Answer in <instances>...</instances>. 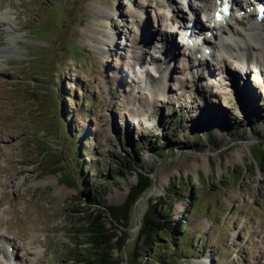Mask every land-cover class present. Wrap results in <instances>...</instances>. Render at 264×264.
I'll return each instance as SVG.
<instances>
[{
  "label": "rangeland",
  "instance_id": "obj_1",
  "mask_svg": "<svg viewBox=\"0 0 264 264\" xmlns=\"http://www.w3.org/2000/svg\"><path fill=\"white\" fill-rule=\"evenodd\" d=\"M208 1L0 0V239L12 246L0 241V264L92 259L79 229L86 209L126 201L136 183L117 165L126 151L153 184L112 257L125 264L147 200L171 189L193 250L170 264H264V168L253 157L262 156L264 70L233 58L193 66L178 54L159 83L164 72L135 67L148 64L159 27L178 28ZM81 185L97 190L95 202ZM103 221L115 225L105 211Z\"/></svg>",
  "mask_w": 264,
  "mask_h": 264
},
{
  "label": "trees",
  "instance_id": "obj_2",
  "mask_svg": "<svg viewBox=\"0 0 264 264\" xmlns=\"http://www.w3.org/2000/svg\"><path fill=\"white\" fill-rule=\"evenodd\" d=\"M260 151L262 152L260 160L254 153L253 157L258 162V167L263 169L264 139L260 145ZM126 152L127 156L130 157L131 152ZM135 152L137 156L141 154L138 148H135ZM162 152H164V149ZM127 156L117 160L118 168H121L123 172L130 171L136 175V183L130 187L126 201L119 205H106L102 209H86L85 211V216L83 217L85 222L79 229L81 232L78 235L81 233L86 236V243L90 246L92 259L87 260L86 264H122L120 257L111 256L112 249L115 244L124 246L128 237L133 206L153 184L152 172L144 171L139 167L138 161H140V158L138 157L137 160L129 162ZM79 188H85L90 191L91 199L89 201L95 202V196L98 195L96 189L82 187V185ZM99 190V195L106 193L105 187H100ZM171 192L175 194V191L168 189L162 196L147 200L139 230L133 239V247L125 256V264H154V262L170 264V262L176 261V258L181 256H179L180 251L189 248L192 252V246L185 243L188 235L184 231V222L174 219L172 202H169L173 197L170 194ZM186 192L190 196L193 195L189 189ZM104 211L110 215L115 223L110 228L104 225ZM181 213L186 217L188 209H184ZM117 229L120 231L119 234L116 231ZM113 239H115V243H112ZM171 248L172 253L170 252Z\"/></svg>",
  "mask_w": 264,
  "mask_h": 264
},
{
  "label": "bare ground",
  "instance_id": "obj_3",
  "mask_svg": "<svg viewBox=\"0 0 264 264\" xmlns=\"http://www.w3.org/2000/svg\"><path fill=\"white\" fill-rule=\"evenodd\" d=\"M208 4L209 3H205L204 8ZM139 7H140V10H142L141 8H143V6L140 5ZM1 9L2 8L0 5V10ZM1 18L4 19V16H1ZM195 18H198V12H197V15L195 14ZM4 20L6 22V19H4ZM5 22H4V25H5ZM263 26L260 22H257L253 16H249V19L244 24V26H241V29L232 28L228 34L226 33L227 34L226 36H229L231 41H227V44L225 45V47L230 49V50L232 49V51L229 52V55L227 56V58H229V59L233 58L234 60L239 61V64H240L239 68L240 69H244L245 65H244L243 60L246 59L250 65V67H248V65H246V68H245L246 70H248V69H251L253 71H260V69H262V71L264 70V27ZM143 27H145V24H143ZM172 29H174V27L173 28H168V27L166 28V26H165V28L159 27V32H161L160 34H162V35H167V34H170L168 32L174 31ZM94 30H96V29L92 28L91 32H94ZM137 31H138V33H140V31L141 32L143 31V29L141 28L140 22L138 23ZM141 35H142V33H141ZM219 58H221L220 61H226L223 54L220 55ZM219 58H217V59H219ZM166 60H167V58H166ZM148 64H149V62H148ZM165 73L166 72L163 73L160 81L157 80V82L159 81V83L160 82L162 83V80H163ZM239 154H241V152L238 153V156H239ZM206 159H207V157H206ZM140 216H141V214L138 213V221L141 218ZM2 245L10 246V243L4 242V243H2ZM11 250H12V248H11ZM1 252L3 254H5V256L8 255L7 252L4 250H1ZM259 253H260V255H262L264 257V249L260 250ZM192 264H202V263H200V261L199 262L197 261V262H193Z\"/></svg>",
  "mask_w": 264,
  "mask_h": 264
},
{
  "label": "water",
  "instance_id": "obj_4",
  "mask_svg": "<svg viewBox=\"0 0 264 264\" xmlns=\"http://www.w3.org/2000/svg\"><path fill=\"white\" fill-rule=\"evenodd\" d=\"M145 195H142L137 201H136V203L134 204L135 206L137 205V202L139 201V200H141L143 197H144ZM134 214H135V226L134 227H136V226H138L139 225V221H138V213L136 212V211H134ZM129 239V235H128V237H127V239H126V241ZM122 264H124V259H122Z\"/></svg>",
  "mask_w": 264,
  "mask_h": 264
}]
</instances>
